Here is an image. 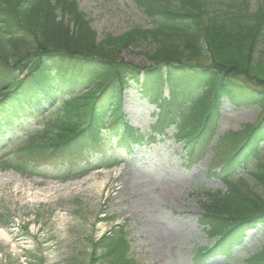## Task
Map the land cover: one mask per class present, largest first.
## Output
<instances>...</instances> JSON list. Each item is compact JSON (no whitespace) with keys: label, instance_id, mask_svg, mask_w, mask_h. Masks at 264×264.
<instances>
[{"label":"trees","instance_id":"1","mask_svg":"<svg viewBox=\"0 0 264 264\" xmlns=\"http://www.w3.org/2000/svg\"><path fill=\"white\" fill-rule=\"evenodd\" d=\"M133 1L152 28L98 38L75 0H0L1 169L30 174L55 163L66 180L115 167L152 134L167 138L169 124L192 166L211 148L225 102L264 107V61L256 56L264 0L255 10L247 0ZM24 43L30 47L22 52ZM122 51L155 66H133ZM242 76L247 83L236 80ZM130 79L141 82L140 98L159 111L152 133L125 119L121 97ZM244 136L211 173L226 192L204 203L201 222L214 243L196 251L197 263L233 257L249 230L264 227V110L246 134L228 137ZM249 167L248 182L260 192L240 174ZM247 263L264 264V245Z\"/></svg>","mask_w":264,"mask_h":264},{"label":"rangeland","instance_id":"2","mask_svg":"<svg viewBox=\"0 0 264 264\" xmlns=\"http://www.w3.org/2000/svg\"><path fill=\"white\" fill-rule=\"evenodd\" d=\"M75 1L98 38L135 26L152 28L154 23L133 0ZM261 1L247 3L255 10ZM29 47L19 45L22 52ZM257 49L256 56L264 61V36ZM120 56L136 67L151 66L128 51ZM246 79L236 77L238 82L247 83ZM125 88L121 97L125 119L151 132L159 111L140 98L139 83ZM162 95L170 96L167 87ZM223 105L211 148L192 166L184 164L183 146L172 138L176 127H171L166 139L152 135L150 140L157 143L124 154L116 167L81 176L73 173L66 180L60 178L55 163L40 165L30 174L0 166V264H200L195 262L196 251L214 243L201 223L204 203L215 193L226 192L211 173L245 139L233 141L228 136L246 134L264 110L258 104ZM248 169L240 171L247 182L253 170ZM250 183L252 190L260 192ZM247 234L233 257L221 255L205 264H248L264 245V227ZM114 246L121 251H113Z\"/></svg>","mask_w":264,"mask_h":264}]
</instances>
